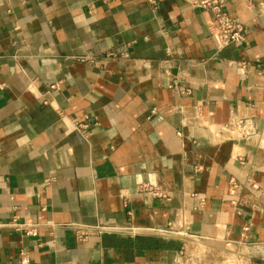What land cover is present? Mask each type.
Listing matches in <instances>:
<instances>
[{
	"label": "crops",
	"instance_id": "0c3cea01",
	"mask_svg": "<svg viewBox=\"0 0 264 264\" xmlns=\"http://www.w3.org/2000/svg\"><path fill=\"white\" fill-rule=\"evenodd\" d=\"M199 2L0 0V264H264V0Z\"/></svg>",
	"mask_w": 264,
	"mask_h": 264
},
{
	"label": "built area",
	"instance_id": "2783aa9c",
	"mask_svg": "<svg viewBox=\"0 0 264 264\" xmlns=\"http://www.w3.org/2000/svg\"><path fill=\"white\" fill-rule=\"evenodd\" d=\"M155 5L157 0H148ZM199 6L210 10L214 15L215 24L211 27V33L215 38L219 51L229 49L231 47H240L246 40L247 30L244 24L231 17L227 11V0H200ZM110 56L113 53L109 54ZM2 85L0 84V88ZM89 128V123L75 120V129L80 133L85 134ZM235 184V183H234ZM144 191L154 195H159L158 189H153L149 186L144 188ZM18 230H23L27 235L35 236L38 234V226L34 224H20L14 222L12 224ZM104 227H98L96 230L104 231ZM90 230L77 228V236L79 239H84L89 235ZM21 264H30L28 254L24 251L20 254Z\"/></svg>",
	"mask_w": 264,
	"mask_h": 264
},
{
	"label": "rangeland",
	"instance_id": "374dc122",
	"mask_svg": "<svg viewBox=\"0 0 264 264\" xmlns=\"http://www.w3.org/2000/svg\"><path fill=\"white\" fill-rule=\"evenodd\" d=\"M196 251H198V250L196 249ZM203 253H204V254H207L206 250H205ZM190 264H192V263H190Z\"/></svg>",
	"mask_w": 264,
	"mask_h": 264
}]
</instances>
